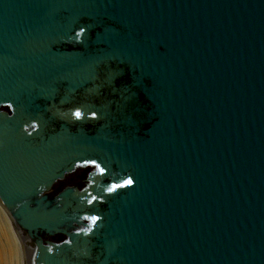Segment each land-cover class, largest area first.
Segmentation results:
<instances>
[{
	"label": "water",
	"instance_id": "obj_1",
	"mask_svg": "<svg viewBox=\"0 0 264 264\" xmlns=\"http://www.w3.org/2000/svg\"><path fill=\"white\" fill-rule=\"evenodd\" d=\"M0 204L25 264H264V0H0Z\"/></svg>",
	"mask_w": 264,
	"mask_h": 264
},
{
	"label": "flooded vegetation",
	"instance_id": "obj_2",
	"mask_svg": "<svg viewBox=\"0 0 264 264\" xmlns=\"http://www.w3.org/2000/svg\"><path fill=\"white\" fill-rule=\"evenodd\" d=\"M97 172V166L92 164H79L74 167V169L64 175L63 178L55 181L50 188L44 192L47 198L57 196L63 189H73L76 192H82L89 188L91 184V174L93 172ZM20 241L23 245V248L27 251V246L29 249V245H32V241L27 239L26 234L24 232L18 233ZM43 239H48L54 242L61 241L63 239V235H57L48 237L44 234H41Z\"/></svg>",
	"mask_w": 264,
	"mask_h": 264
},
{
	"label": "bare ground",
	"instance_id": "obj_3",
	"mask_svg": "<svg viewBox=\"0 0 264 264\" xmlns=\"http://www.w3.org/2000/svg\"><path fill=\"white\" fill-rule=\"evenodd\" d=\"M20 248V242L11 221L0 206V264L20 263Z\"/></svg>",
	"mask_w": 264,
	"mask_h": 264
},
{
	"label": "rangeland",
	"instance_id": "obj_4",
	"mask_svg": "<svg viewBox=\"0 0 264 264\" xmlns=\"http://www.w3.org/2000/svg\"><path fill=\"white\" fill-rule=\"evenodd\" d=\"M0 206L2 207V210L5 212V214H7V212L4 210V208H3V206L0 204ZM7 217L10 219V217L8 216V214H7ZM10 221H11V219H10ZM11 224H12V221H11ZM12 226H13V224H12ZM13 229H14V226H13ZM15 230V229H14ZM16 232V231H15ZM16 234H17V232H16ZM17 237H18V239H19V242H20V252H21V261H20V263H18V264H25V258H24V251H23V245H22V243H21V241H20V238H19V236H18V234H17Z\"/></svg>",
	"mask_w": 264,
	"mask_h": 264
},
{
	"label": "snow or ice",
	"instance_id": "obj_5",
	"mask_svg": "<svg viewBox=\"0 0 264 264\" xmlns=\"http://www.w3.org/2000/svg\"><path fill=\"white\" fill-rule=\"evenodd\" d=\"M129 183H131V181H129Z\"/></svg>",
	"mask_w": 264,
	"mask_h": 264
}]
</instances>
